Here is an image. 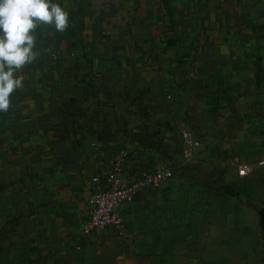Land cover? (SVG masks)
<instances>
[{
    "label": "crops",
    "instance_id": "obj_1",
    "mask_svg": "<svg viewBox=\"0 0 264 264\" xmlns=\"http://www.w3.org/2000/svg\"><path fill=\"white\" fill-rule=\"evenodd\" d=\"M52 2L68 27H37V59L0 111V264H108L111 237L77 240L93 176L124 150L129 169L181 172L125 207L126 240L183 225L194 234L173 239L198 242L216 217L264 214V0ZM184 125L200 141L187 170ZM241 226L264 264V234Z\"/></svg>",
    "mask_w": 264,
    "mask_h": 264
},
{
    "label": "rangeland",
    "instance_id": "obj_2",
    "mask_svg": "<svg viewBox=\"0 0 264 264\" xmlns=\"http://www.w3.org/2000/svg\"><path fill=\"white\" fill-rule=\"evenodd\" d=\"M256 155L264 157V148H261L255 157ZM247 157L243 154L244 159ZM189 166H185V169H191ZM180 173L176 171L175 177H178ZM177 182L183 187H195V184L190 181L185 183L178 180ZM259 188L263 193L264 183ZM235 206L239 208L238 204ZM251 224L254 225L256 232L260 231L261 235L264 234V214L246 209L242 210L237 217L229 219L228 224L227 220L219 217H216L212 223L205 222L201 226L203 233L198 238V242L188 240L178 242L173 239V236L179 233H193L192 228L183 225L167 227V234L164 238L160 240V237H154V241L150 243L138 237L126 240L123 236L110 231V233L105 231L98 236L111 237L112 242L108 244V247L112 258L108 261L109 263L107 262L108 264H250L254 257L253 251L248 248V245L237 242L243 234L241 225L248 226V229L252 230ZM127 226L129 227L128 219ZM96 237L92 238L89 244L82 249L86 250L99 238Z\"/></svg>",
    "mask_w": 264,
    "mask_h": 264
},
{
    "label": "built area",
    "instance_id": "obj_3",
    "mask_svg": "<svg viewBox=\"0 0 264 264\" xmlns=\"http://www.w3.org/2000/svg\"><path fill=\"white\" fill-rule=\"evenodd\" d=\"M182 133L185 162L189 165L200 141L185 125ZM127 155L128 151H122L119 157L112 159L109 169L93 176L95 186L89 195L90 209L78 234L77 248H85L92 238L108 229L120 236L127 235L125 207L144 191L160 188L175 174L170 165L129 169L125 165ZM248 171L247 165L238 168L240 175Z\"/></svg>",
    "mask_w": 264,
    "mask_h": 264
},
{
    "label": "clouds",
    "instance_id": "obj_4",
    "mask_svg": "<svg viewBox=\"0 0 264 264\" xmlns=\"http://www.w3.org/2000/svg\"><path fill=\"white\" fill-rule=\"evenodd\" d=\"M68 15L52 0H0V111L10 109L11 94L23 88L21 72L37 59V27L53 25L62 33Z\"/></svg>",
    "mask_w": 264,
    "mask_h": 264
},
{
    "label": "trees",
    "instance_id": "obj_5",
    "mask_svg": "<svg viewBox=\"0 0 264 264\" xmlns=\"http://www.w3.org/2000/svg\"><path fill=\"white\" fill-rule=\"evenodd\" d=\"M167 182H168V181H167ZM167 182H166V183H167Z\"/></svg>",
    "mask_w": 264,
    "mask_h": 264
}]
</instances>
